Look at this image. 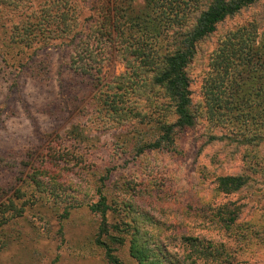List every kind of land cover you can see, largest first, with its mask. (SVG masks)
Listing matches in <instances>:
<instances>
[{
	"label": "rangeland",
	"instance_id": "374dc122",
	"mask_svg": "<svg viewBox=\"0 0 264 264\" xmlns=\"http://www.w3.org/2000/svg\"><path fill=\"white\" fill-rule=\"evenodd\" d=\"M60 1L74 6L80 14L69 34L74 36L71 45L62 43L70 39H53L45 47L34 45L18 55H14L16 50L0 52L4 60L0 62V155L12 153L11 166L0 167V191L9 196L20 188L27 192L25 196L32 194L35 198L34 203H25L20 217L0 227V264H106L102 250L92 243L98 217L80 206L81 202L96 200L95 191L100 186L97 179L102 175L96 172L98 167L109 169L105 187H100L112 203L108 222H127L125 205L131 204L129 211L145 212L149 217L139 220V224L153 235L158 233L160 239L170 240L167 252L177 258H181L180 236L225 240L224 233L209 225L204 214L208 217L210 209L227 200H248L240 220L264 225V142L209 141L210 135L217 138L230 132L228 127L214 126L204 117L206 105L201 88L209 72L210 53L227 32L251 23L258 33L264 31V0L225 19L197 44L186 68L194 127L176 133L169 149L139 155L135 145L119 149L114 140L126 130H137L144 142L149 138L146 126L119 127L97 112L94 103L102 85L126 74L114 48L92 51L102 59L98 87L95 73L88 75L75 68L86 60L78 49L79 37L89 34L90 38L95 16L92 8L98 3ZM129 1L133 6L142 2ZM1 19L6 25L15 20L8 15ZM45 61L50 72L33 80L29 72L41 69ZM129 100L147 117L157 116L156 108L152 109L147 101ZM166 120L172 121L173 117ZM73 124L79 126L76 134H80L81 144L68 132ZM259 133L264 136V130ZM50 147L67 155L56 165L46 166L43 156ZM33 167L43 182H49L45 188L29 185ZM236 173L249 177L245 190L229 196L214 190L217 176ZM254 243L239 254V264H264V248ZM114 254L122 264H136L128 256L126 242L116 246Z\"/></svg>",
	"mask_w": 264,
	"mask_h": 264
},
{
	"label": "trees",
	"instance_id": "16d2710c",
	"mask_svg": "<svg viewBox=\"0 0 264 264\" xmlns=\"http://www.w3.org/2000/svg\"><path fill=\"white\" fill-rule=\"evenodd\" d=\"M258 1L142 0L140 6H133L129 0H96L98 7L92 8L95 16L90 25L91 36L79 37L78 49L86 60L75 68L88 75L95 73L98 87L102 59L92 51L114 48L126 74L97 90L94 100L97 112L119 127L145 125L149 135L143 142L137 130H126L114 140L119 149L125 145L127 148L136 146L137 155L169 149L176 133L194 127L196 120L190 107L186 68L195 56L197 44L213 34L225 19ZM76 9L60 0H0V35L3 37L0 52L7 54L16 50L14 55H18L34 45L45 47L53 39H70L62 43L71 45L74 36L69 34L80 15ZM7 15L15 19L9 25L1 19ZM0 62H4L1 56ZM45 63L41 69L33 68L29 72L33 80L50 72L49 63ZM208 63L209 72L201 86L206 105L203 114L214 126L228 127L232 136L224 133L217 138L210 135L207 139L264 142L263 134H257L264 130V31L258 33L256 25L251 23L227 32L210 53ZM129 97L147 101L161 118L147 117L134 108ZM170 115L173 120H166ZM78 127L73 124L68 132L81 144L80 134H76ZM249 132L255 133L249 136ZM11 155H0V167L11 166ZM63 155L67 153L50 147L42 163L56 165ZM31 171L29 185L45 188L49 184L37 176L36 167ZM96 172L102 173L97 179L100 186L95 191L96 200L81 202L80 206L98 217L92 243L102 250L106 264H122L114 252L116 246L125 242L128 256L136 264H239L242 263L239 254L252 241L255 246L264 248V225L241 221L248 200L240 202L241 198H237L210 209L208 217L204 214L205 221L223 232L225 240L214 242L180 236L181 258H177L167 252L170 240L160 239L158 233L153 235L139 224V220L149 217L145 212L129 211L131 204L125 205L127 222L123 219L108 222L112 203L102 188L108 180L109 169L98 167ZM48 174L51 176L52 171ZM214 185V190L223 196L236 195L247 188L249 177L243 173L217 176ZM25 193L20 188L9 196L0 191V227L20 217L25 203H34V195L25 196Z\"/></svg>",
	"mask_w": 264,
	"mask_h": 264
}]
</instances>
